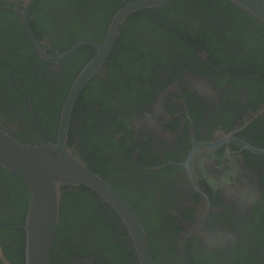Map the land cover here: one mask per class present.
<instances>
[{
	"label": "flooded vegetation",
	"instance_id": "flooded-vegetation-1",
	"mask_svg": "<svg viewBox=\"0 0 264 264\" xmlns=\"http://www.w3.org/2000/svg\"><path fill=\"white\" fill-rule=\"evenodd\" d=\"M29 1L0 0V64L14 83L13 45L24 52L26 37L31 51L24 52L23 73L34 79L44 72L46 93L33 101L34 84L26 91L14 83L27 103L13 106L3 92L0 126L23 143L40 144L56 140L69 92L97 50L83 45L63 61H48L23 19L55 57L81 42L103 43L119 11L139 0ZM225 10L206 0H177L132 13L74 106L68 145L136 211L157 264H264V153L255 151H264V28L248 14ZM246 32L257 39L244 38ZM55 99L58 124L48 122L51 130L44 131L34 105L39 100L53 113ZM195 144L202 147L188 171L184 163ZM88 189L91 197L83 199L93 198V206L76 215L87 211L95 219L101 212L115 221L113 208ZM82 190L64 191L61 208L70 210ZM29 201L25 184L0 166V264H26ZM61 217L60 209L59 224ZM115 224L113 241L97 232L96 245L83 241L80 256L62 243L53 246V264H99V248L101 264H139L126 227ZM81 227V235L93 230Z\"/></svg>",
	"mask_w": 264,
	"mask_h": 264
},
{
	"label": "water",
	"instance_id": "water-1",
	"mask_svg": "<svg viewBox=\"0 0 264 264\" xmlns=\"http://www.w3.org/2000/svg\"><path fill=\"white\" fill-rule=\"evenodd\" d=\"M30 0L28 3H32ZM177 0H139L119 11L101 44L85 41L55 57L47 55L35 40L26 18L23 25L40 55L51 62L66 59L83 45L96 48L97 54L81 71L73 84L58 124L55 141L40 144L23 143L0 126V166L20 179L30 192L25 224L26 264H53L52 253L60 221L61 200L68 188L87 187L101 196L118 214L126 227L137 254L139 264H157L147 231L130 203L104 178L90 169L68 145L75 103L88 82L102 69L115 43L124 20L134 12L157 8ZM237 6L264 26V0H225ZM27 8L24 13H27ZM26 16V14H23ZM208 146V143H205ZM204 146V145H203ZM195 144L186 169L193 167L198 156ZM264 153V151L255 150ZM196 156V157H195Z\"/></svg>",
	"mask_w": 264,
	"mask_h": 264
},
{
	"label": "trees",
	"instance_id": "trees-1",
	"mask_svg": "<svg viewBox=\"0 0 264 264\" xmlns=\"http://www.w3.org/2000/svg\"><path fill=\"white\" fill-rule=\"evenodd\" d=\"M206 1L213 2V3H220V4L225 5L226 6L225 11H228L225 13L248 14L247 12L243 11L242 9L238 8L237 6H235V5H233L230 2L225 1V0H206ZM215 9L217 10L216 6H215ZM210 10H212V8ZM248 17H249V19H251L249 14H248ZM256 26L264 28V26H262V24L260 22H257ZM235 32L239 33L240 30L236 29ZM210 34H213V32H208V35H210ZM246 37L250 40H252L253 38L255 40L257 39V35H255L253 37L251 35H248L247 32H246V35L244 38H246ZM24 39H25V42L27 43L25 46V51H27V52L31 51V48L28 44L27 38L24 37ZM214 39L212 38L213 44H215ZM12 44L13 43H11V45ZM13 47L16 48V53L18 54V58L17 59L15 58L16 64L13 61L12 63H14V64L10 65L11 69L16 73V75L13 76V78H14L13 81L15 84H17L19 86L21 85L22 89H24L26 91L28 90L29 85L34 84L36 86L37 92H38V94L35 93L33 95V97H34L33 101H35L36 98L39 96V93H44L46 91L45 87L42 88V86H40V82L42 81V80H40V78L42 79V77H44L45 74H44V72H41L39 70L40 72H37L38 76L34 77V79L31 76L24 74L22 67H21V62L22 61L25 62L27 60L26 54H25L27 52L24 51L25 52L24 53L23 50L19 48V46L13 45ZM10 64H11V62H10ZM6 67L7 66H3L2 64H0V97H3L2 94H4L6 92L7 95L9 94L8 96H9V101H10L11 105L15 106V104H16V106H18V105H22V106L24 105L25 106L27 102L24 98L19 97V95H20L19 90L14 87V83L10 80L8 71H5ZM17 68H20V70H21L20 73H19ZM10 77H11V75H10ZM45 93H44V95H45ZM54 102H55V106L53 105L54 108H52V110L54 109L53 113L51 110L49 111V110L44 109L41 106V102H39V100H38V103L36 102V104L34 105L35 106L34 110L37 113L38 119L40 120L41 128H43L44 131H46V129H50V127H49L50 123H52L54 125V128L58 124L59 111L61 108V100L55 99ZM48 122H49V124H48ZM51 133L54 134V132H51ZM81 188H83L84 190H82L81 193L80 192L76 193L77 195H75V197L72 201L74 203V205L72 206V208H70V210H68V207L65 208L64 204L62 205L61 222L58 225V229H57V233H56V239H55V243H54V249L55 250H58L59 245L62 243L63 247L65 248L66 253H68L70 255L74 254V255H78V256L84 254L83 250H79L80 245H82L83 241H86V242L88 241V243H92L93 245H96L95 239H96L97 232H99L100 234H102V232H104L106 237L109 236V240L113 241L114 235L116 237V232L113 229H111V227H113L112 225H116L115 222L121 223V219L117 214H116L117 216H114L115 221H112V217L110 219L106 215V213L103 214L101 212H99L100 214L97 217H95V219L93 218V216L89 215L87 211H85L84 213L80 211L83 214L76 215L78 213L77 209H81V207H83L84 210H88V209L90 210V208L93 206V201H94L93 198H90V200H88V201L84 200L83 198L85 196H90V194L85 192V190L88 188H86V187H81ZM80 200H82V202ZM108 213L113 216V213H115V211L112 213L111 212H108ZM93 219L95 220L94 223H92ZM81 226H86V227L89 226L93 230L85 233L86 236L81 235V233H80L82 230ZM127 234H128L127 231L124 232V236H127ZM79 235H81V238ZM127 241H128V239H127ZM98 251L100 252V255L98 256V263L101 264L100 263L101 261L104 262V260H103V249L99 248Z\"/></svg>",
	"mask_w": 264,
	"mask_h": 264
}]
</instances>
